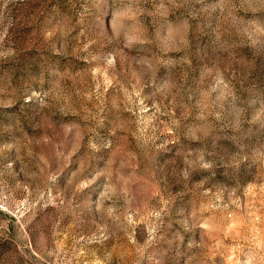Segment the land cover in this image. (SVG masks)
<instances>
[{
	"label": "rangeland",
	"instance_id": "rangeland-1",
	"mask_svg": "<svg viewBox=\"0 0 264 264\" xmlns=\"http://www.w3.org/2000/svg\"><path fill=\"white\" fill-rule=\"evenodd\" d=\"M0 264H264V0H0Z\"/></svg>",
	"mask_w": 264,
	"mask_h": 264
}]
</instances>
